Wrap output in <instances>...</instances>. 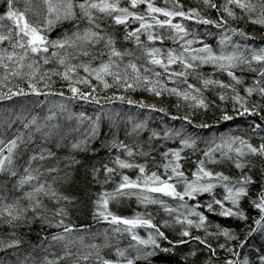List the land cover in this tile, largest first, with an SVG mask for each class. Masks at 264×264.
<instances>
[{
	"label": "trees",
	"instance_id": "trees-1",
	"mask_svg": "<svg viewBox=\"0 0 264 264\" xmlns=\"http://www.w3.org/2000/svg\"><path fill=\"white\" fill-rule=\"evenodd\" d=\"M65 1L0 0V264H264V0Z\"/></svg>",
	"mask_w": 264,
	"mask_h": 264
},
{
	"label": "rangeland",
	"instance_id": "rangeland-1",
	"mask_svg": "<svg viewBox=\"0 0 264 264\" xmlns=\"http://www.w3.org/2000/svg\"><path fill=\"white\" fill-rule=\"evenodd\" d=\"M66 6L67 2L65 0H17L15 11L20 12L25 19V26L21 27L23 31L21 32L22 38L25 36L40 35V32L45 31V28L49 26L50 23L59 20V17L67 10ZM48 45L47 43L45 46ZM36 47L37 45L33 47V49ZM38 54L42 53L38 52ZM29 56L28 51L16 54L11 51L7 52L0 49V68L3 70H10L7 72L10 74L11 71L20 68L24 61L29 59L30 62L31 57L29 58Z\"/></svg>",
	"mask_w": 264,
	"mask_h": 264
}]
</instances>
